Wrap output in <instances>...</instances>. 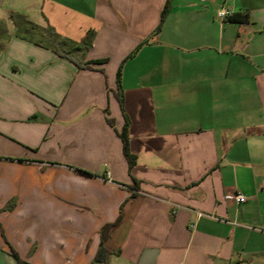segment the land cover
<instances>
[{
  "label": "crops",
  "instance_id": "crops-1",
  "mask_svg": "<svg viewBox=\"0 0 264 264\" xmlns=\"http://www.w3.org/2000/svg\"><path fill=\"white\" fill-rule=\"evenodd\" d=\"M167 2L0 0V264H264V0Z\"/></svg>",
  "mask_w": 264,
  "mask_h": 264
},
{
  "label": "trees",
  "instance_id": "trees-1",
  "mask_svg": "<svg viewBox=\"0 0 264 264\" xmlns=\"http://www.w3.org/2000/svg\"><path fill=\"white\" fill-rule=\"evenodd\" d=\"M170 4H171V0H168L164 11L162 13V19H161V23L159 25V27L156 30V33H159V31L161 30L163 23L170 11ZM12 18H15L14 15L11 16ZM16 25V34L18 37H20L21 39H24L26 41H29L37 46L40 47H44L47 49L52 50L55 54H57L58 56L62 57V58H67L68 60H70L71 62H73L78 68L83 67L82 62L75 59L74 56L75 54H80L82 52H85L89 49V40H85L83 43L81 44H77L75 42H72L66 38H63L62 36H60L53 28H42L38 25H35L27 20H25L24 18H19L17 20V22L15 23ZM119 101L121 103V105L123 104V97L122 95H119ZM123 140L125 142V155L127 156V158L130 160L131 164L134 163L132 162V155L129 152L128 146H127V137L123 135ZM119 221H117L114 224L111 225H107L104 227L102 234L104 237V234H108V232L115 227L116 225H118ZM104 252H106L105 254L109 255V252L107 250H105L104 248H101L96 259L95 262H104L106 263L107 258L105 256H103Z\"/></svg>",
  "mask_w": 264,
  "mask_h": 264
},
{
  "label": "built area",
  "instance_id": "built-area-1",
  "mask_svg": "<svg viewBox=\"0 0 264 264\" xmlns=\"http://www.w3.org/2000/svg\"><path fill=\"white\" fill-rule=\"evenodd\" d=\"M234 15L233 10L226 9L225 7L220 8L216 13V19L224 23L228 21ZM105 180L109 183H113L111 180V174L107 173L105 176ZM227 200L235 202L237 205H241L247 201V198L241 194H235L231 196H227Z\"/></svg>",
  "mask_w": 264,
  "mask_h": 264
},
{
  "label": "rangeland",
  "instance_id": "rangeland-1",
  "mask_svg": "<svg viewBox=\"0 0 264 264\" xmlns=\"http://www.w3.org/2000/svg\"><path fill=\"white\" fill-rule=\"evenodd\" d=\"M87 40L91 41L90 37H88ZM146 41L148 42V40H146ZM85 52H86V51H85ZM85 52H82V53H80V54H75L74 58H76L77 60H78L79 58L82 59V58L84 57ZM80 59H79V60H80Z\"/></svg>",
  "mask_w": 264,
  "mask_h": 264
}]
</instances>
